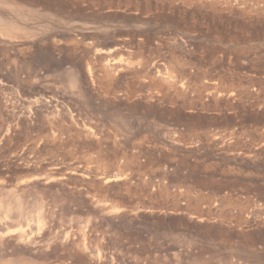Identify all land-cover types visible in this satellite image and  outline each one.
Masks as SVG:
<instances>
[{
	"label": "rangeland",
	"instance_id": "1",
	"mask_svg": "<svg viewBox=\"0 0 264 264\" xmlns=\"http://www.w3.org/2000/svg\"><path fill=\"white\" fill-rule=\"evenodd\" d=\"M6 261L264 264V0H0Z\"/></svg>",
	"mask_w": 264,
	"mask_h": 264
},
{
	"label": "bare ground",
	"instance_id": "2",
	"mask_svg": "<svg viewBox=\"0 0 264 264\" xmlns=\"http://www.w3.org/2000/svg\"><path fill=\"white\" fill-rule=\"evenodd\" d=\"M4 41V40H3ZM137 57V56H136ZM142 63V62H141ZM127 64H129V63H127ZM178 66V65H177ZM109 68V67H108ZM110 69V68H109ZM112 69V68H111ZM110 69V70H111ZM114 69V68H113ZM112 69V70H113ZM106 70H107V67H106ZM110 70L109 71H107V72H110ZM110 73H112V72H110ZM172 81V80H171ZM108 83V82H107ZM226 89V88H225ZM214 92V91H213ZM19 207V206H18ZM7 260V259H6ZM0 264H32V263H28V262H21V261H18V262H10V261H6V262H0Z\"/></svg>",
	"mask_w": 264,
	"mask_h": 264
}]
</instances>
